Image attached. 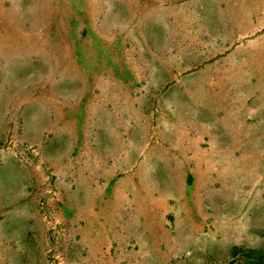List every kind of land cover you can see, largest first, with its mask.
Here are the masks:
<instances>
[{"label":"rangeland","instance_id":"374dc122","mask_svg":"<svg viewBox=\"0 0 264 264\" xmlns=\"http://www.w3.org/2000/svg\"><path fill=\"white\" fill-rule=\"evenodd\" d=\"M97 1L0 0V185L11 173L19 178L16 202L0 194V264H89L61 259L68 234L49 229L61 224L44 208L52 194L42 191L79 174L86 184L91 125L136 118L112 108L96 115L89 104L122 102L132 86L148 100L162 95V120L173 106V154L159 147L170 143L159 139L160 124L145 132L147 162L125 164L145 170L147 191L171 192L163 205L192 208L167 264H264V0H131L135 11L114 19L106 0ZM147 76L161 83L129 80ZM97 134L106 145L107 135L117 142L124 132ZM168 155L177 163L148 161Z\"/></svg>","mask_w":264,"mask_h":264},{"label":"crops","instance_id":"0c3cea01","mask_svg":"<svg viewBox=\"0 0 264 264\" xmlns=\"http://www.w3.org/2000/svg\"><path fill=\"white\" fill-rule=\"evenodd\" d=\"M161 1L153 0V5L161 3ZM92 2L98 3L97 0H92ZM105 3L107 4V19L117 18L116 13L122 12L124 14L128 11L130 14L131 11H135L132 7L134 2L131 0H106ZM136 5L138 11L141 4L137 2ZM58 14V12L53 14L52 18L59 20L60 15ZM87 16L93 21L92 27H94L96 18L93 17L94 10L92 8L89 9ZM45 18L51 19L50 15L45 16ZM62 18L64 21V17ZM63 26L61 23V28ZM57 27L60 31V21L52 29H57ZM81 34L82 27L79 26V35ZM129 80H131V84L161 83L155 76L129 77ZM144 90V88H133V86L127 87L121 93V96L124 97L122 102L117 100L91 101L89 106L92 108L93 114L98 115L99 110L112 108L121 109L124 113L127 112L128 116L136 118L124 125L109 123L105 125L96 124L95 127L91 125V129L93 127L91 131L96 132V137L95 142L94 138L91 141V170L88 177L84 179L87 181L86 184L82 183V176L79 174L72 177L73 180L65 178L64 183L58 182L59 186L56 188L43 189L42 191L52 194L53 198L46 201L44 208L47 211L56 212L55 218L59 220L56 223L61 224V227L55 226L49 227V229L55 230L54 233L59 234V236H65L64 232L68 234V239L63 238L60 243L58 242L60 244L58 247L63 249L61 259L86 261L89 264H167L173 260V242L177 238L174 231L178 227L179 220L185 219L193 222L191 207L182 204L178 206L180 208L178 210L177 205H163L160 197L170 195L171 192L167 190L165 193L160 189H148L149 191H147L145 170L140 171L137 168V171H128L125 165L131 161L132 164L139 167L140 164L147 162L145 132L152 128L156 129L160 124L163 125L165 131L162 133L160 130L159 139L168 140L170 143L159 147L169 149L173 154V106H164L167 108L164 110H167L168 114L162 120V116L157 113L160 109L159 104L162 95L150 93L148 100L146 98L148 92ZM156 100L159 102L156 103ZM113 112L116 113L117 111ZM102 131H122L124 134L121 135L120 139H117V142H114V136L107 135L106 145H103L99 143L102 140L98 138L97 134ZM128 139L131 141V148L134 149L131 160L127 159L129 152L125 150L130 146L126 143ZM135 141L137 142L136 145ZM110 148L115 150L113 157L108 154ZM118 148L121 149V152ZM98 149H106V155H101L102 153L99 155ZM168 156V159H162L159 156L148 161L154 164L177 163V159H173V155ZM16 175L15 172L11 173L8 184L1 183L0 185V194L13 196L14 202L17 201L16 196L19 194V178ZM66 180L68 183L65 182ZM20 190L24 191L26 195L31 194L27 187L20 188ZM146 195H150L149 207H147ZM156 196L159 198L155 200L154 197ZM170 201L171 199L166 203ZM33 207V204H30L28 211L33 210ZM12 212L14 211L9 210V218L17 220L18 215L16 212V215ZM76 219L81 222L69 224L60 221ZM190 228L192 230L191 225ZM31 230L33 229L31 228ZM69 237L73 239H69ZM90 260L95 263H90Z\"/></svg>","mask_w":264,"mask_h":264}]
</instances>
